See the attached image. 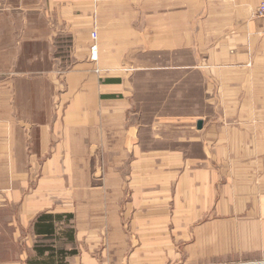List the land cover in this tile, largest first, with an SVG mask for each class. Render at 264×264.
Returning a JSON list of instances; mask_svg holds the SVG:
<instances>
[{
  "label": "crops",
  "instance_id": "1",
  "mask_svg": "<svg viewBox=\"0 0 264 264\" xmlns=\"http://www.w3.org/2000/svg\"><path fill=\"white\" fill-rule=\"evenodd\" d=\"M262 2L0 0V264H264Z\"/></svg>",
  "mask_w": 264,
  "mask_h": 264
},
{
  "label": "trees",
  "instance_id": "2",
  "mask_svg": "<svg viewBox=\"0 0 264 264\" xmlns=\"http://www.w3.org/2000/svg\"><path fill=\"white\" fill-rule=\"evenodd\" d=\"M73 216L70 214H40L33 224L34 234L43 241L53 240L50 244L42 241L35 243L34 252L36 259L28 261V264H67V258L76 254L75 250H66L54 246V242L60 240L73 241L74 230L71 226ZM44 258L43 260H39Z\"/></svg>",
  "mask_w": 264,
  "mask_h": 264
},
{
  "label": "built area",
  "instance_id": "3",
  "mask_svg": "<svg viewBox=\"0 0 264 264\" xmlns=\"http://www.w3.org/2000/svg\"><path fill=\"white\" fill-rule=\"evenodd\" d=\"M254 16L260 19H264V2H262L254 11ZM96 31H91L89 34L90 43H89V52H90V60H97V37Z\"/></svg>",
  "mask_w": 264,
  "mask_h": 264
},
{
  "label": "rangeland",
  "instance_id": "4",
  "mask_svg": "<svg viewBox=\"0 0 264 264\" xmlns=\"http://www.w3.org/2000/svg\"><path fill=\"white\" fill-rule=\"evenodd\" d=\"M73 220V219H72ZM72 226V225H71ZM73 229V228H72ZM75 232V231H74ZM63 242L64 240L63 239H61L60 240V242ZM64 242H66V241H64ZM44 244H50V243H52L51 241L50 242H47V241H44L43 242ZM56 243H57V241H56ZM57 245V247H61V245L60 244H56ZM64 247H66L67 249L66 250H68V247H69V245H67V244H65V246ZM70 248V250H72V247H69Z\"/></svg>",
  "mask_w": 264,
  "mask_h": 264
},
{
  "label": "water",
  "instance_id": "5",
  "mask_svg": "<svg viewBox=\"0 0 264 264\" xmlns=\"http://www.w3.org/2000/svg\"><path fill=\"white\" fill-rule=\"evenodd\" d=\"M201 125H202V123H200V121H198V122H197V126H198V128H200Z\"/></svg>",
  "mask_w": 264,
  "mask_h": 264
}]
</instances>
